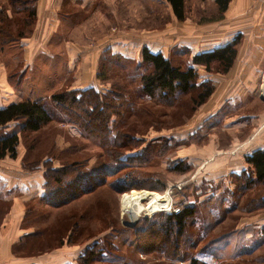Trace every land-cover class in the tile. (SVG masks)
<instances>
[{
	"label": "rangeland",
	"instance_id": "obj_1",
	"mask_svg": "<svg viewBox=\"0 0 264 264\" xmlns=\"http://www.w3.org/2000/svg\"><path fill=\"white\" fill-rule=\"evenodd\" d=\"M4 1L0 0V4L5 3ZM109 1L118 9V12L110 13L114 15L116 22H120L119 17L122 16L123 22L121 26L116 23L115 26H110L107 30L98 29L97 32L100 35L107 37L124 35V37L134 39L137 35H140L145 37L142 38L144 40L147 37H154L156 41H164V29L169 24H173L175 20H178L170 4L164 0H137L138 6L133 5L132 11L127 9L128 2L132 0H108L107 2ZM133 1L136 2V0ZM5 5L9 8V1H6ZM119 8L122 10L119 11ZM186 10V21L190 24L204 26L218 21L215 20L218 17V10L213 0H186ZM12 14L14 15L15 13L12 12ZM132 15H134L133 21V18L131 19ZM15 17L11 19L7 16L6 21L10 23L15 32L23 31V37L17 34L13 40L17 50L6 49L4 53L0 50V65L3 64L6 67L8 81L16 89L17 93H20L21 96L26 95L27 98L40 97L45 99L44 101L51 107L53 120L38 134L22 135L18 146V156L16 158L9 157V159L0 162V167H37L33 170L29 169V172H34L40 177V171L46 170L45 167L49 165L51 167H63L68 162H79L84 158H87V167L96 163L99 165L100 155H104L105 149L93 137L85 135L77 123L66 120L67 117L61 111L62 109L51 98V95L56 93L73 91V76H69L68 73L69 67L64 46L61 43L53 45L51 52L43 54L41 58L37 57L33 63L34 65L31 68H26L27 64H25V58L21 52L23 51L21 42L22 38L32 36L36 20L31 25H27L25 20L19 18L18 14H15ZM209 18H212V20ZM75 28L69 29L70 32L75 30ZM92 31L95 36V29H92ZM189 31L191 32V29ZM98 41L95 40V42L90 43L89 47L94 49L96 45L99 46L96 43ZM128 42L131 43V40L126 43ZM180 53L181 51L178 48H174L171 55V63L174 66L186 68L187 65L184 60L179 57ZM137 64L136 60L134 61L127 56L121 55V53L108 54L104 50L99 54L98 64L94 70L97 82L107 87L104 89L105 92L99 93L104 97L106 96L104 94L115 95L118 98L115 101L116 104L124 103L125 110L133 113L130 121L132 123L135 122V124L144 120L150 121L153 118L144 113L147 105L152 109L150 101L146 98H140L136 94L139 81L138 79L135 80L133 76L138 70L140 73L142 72ZM126 73L128 79L126 78ZM121 86H125L124 89H121ZM262 96L264 98V83L253 93L251 98H244L238 106L228 107L225 123L220 122L214 126L212 125L213 127L209 124L205 131L207 133L206 136L197 135L194 137L195 139L187 140L186 142L176 140V135H181L179 133L184 130L183 127L194 120L193 116L199 107L188 117L187 113L190 112L191 105L175 107L174 109L162 106L154 108L155 110L159 109L160 111L162 109L163 112H167L168 114L165 118L171 117L169 119L173 122L172 125L175 126H162L159 129L151 126L147 129L148 126L140 127V125L136 124L143 131L141 132L143 134L135 135L137 138H143L144 141L139 146L142 148L134 151V155H137L142 160H138L139 163L132 162L125 170L110 176L109 182L119 179L120 176L125 174L138 182L150 180L151 177L155 179L154 182L158 181L160 189L149 188V184L147 186L138 184L136 188L139 189H134L131 192V194L138 195L141 202L145 205L151 199L152 204L156 199L163 197L167 190H170L173 199L177 202H183L184 197H186L191 205H197L198 212L189 220L187 226L185 235L187 239L183 242L184 249L198 252L201 248L209 245L211 239H217V237L223 236L224 233L232 230V235L229 233L227 235L228 238H222L223 240L221 239L218 244L213 246L210 244L207 248H204V252L196 254L210 264H264V208L258 203L249 206L250 200L261 198L264 188L261 183L255 186L248 185L244 190L238 191L236 189L233 199L223 198L224 196L210 197L209 195L208 197L210 198L207 199L206 203L198 202V199L194 197V193L189 192L186 187L193 180L195 169L192 167L194 165L189 164L191 168L184 172L175 170V167L181 163H186V154L183 155V152L190 145L196 143L205 144L208 141V134L213 132H217L219 136H223L225 139H228L231 135L241 133L240 137L242 136L249 140L253 138L254 134L256 135L257 132L261 131L258 137L264 138V99ZM202 108H199L196 114H201ZM75 110L77 108L73 109V112ZM243 115H245L244 119L239 118ZM17 127H20L19 121L10 123L8 127L0 128V136ZM74 128L77 129L76 132L73 131ZM132 129V134L136 133L134 132L136 130L135 127ZM95 134L98 135L96 132ZM34 138L35 140L39 138V141L34 142ZM136 176L138 179H136ZM10 195H12V198L17 197L18 192L12 191ZM239 195L241 196L239 197ZM5 197L7 196L5 195ZM122 197L123 193L107 185L101 186L95 192L60 208L46 205L39 199L32 200L27 205L25 224L35 225L36 228L50 227V234L47 235L46 240L53 238V241H57V226L60 225L61 221L66 220L64 217H71V215L78 213L77 217L84 216L87 218L85 221L87 222L91 218L88 216L90 215L88 212H92L89 209H96L95 205L103 206V209L98 210L100 218L96 217L92 223L93 227H95L93 230L96 233L99 232L97 233L99 236H103H101V241L104 240V244H106L107 240L116 242L124 248L125 254L131 256L135 264H162L164 256L157 248H147L144 252L138 250L137 233L141 231L139 239L147 243L150 242L147 240L151 239L152 236L143 234L142 228L135 231L133 227L126 225V223H130V219L126 215L122 217ZM144 201L147 202L144 203ZM8 206V202H1L0 213L4 212L3 208H8ZM106 216H109L112 220L107 229V225H103L104 222L102 220ZM158 220L160 221L161 219L159 218ZM85 222L80 221L83 225ZM71 224L72 222L70 221ZM146 225L144 224L143 227H146ZM239 228L242 229L240 230L241 232H236ZM260 230L262 231L261 233ZM63 233L66 236L68 234L67 231ZM43 237H46L45 233ZM127 241L132 244L127 246ZM164 243L165 240L161 241V245ZM41 251L36 248L34 253L40 252L39 254H41L43 253ZM187 263L188 261L179 262V264ZM95 264L103 263L97 262Z\"/></svg>",
	"mask_w": 264,
	"mask_h": 264
},
{
	"label": "crops",
	"instance_id": "obj_2",
	"mask_svg": "<svg viewBox=\"0 0 264 264\" xmlns=\"http://www.w3.org/2000/svg\"><path fill=\"white\" fill-rule=\"evenodd\" d=\"M6 1L10 3L9 8L5 5ZM32 1L34 3L31 7L36 10L35 30L31 37L22 38L21 42L26 68H31L37 57L41 58L43 54L51 52L53 45L61 43L67 56L69 76H73V90L94 88L98 92H105L104 89L107 87L98 83L94 76L99 54L104 50L108 54L121 53L136 60L138 66L145 47L153 53L163 54L170 60L172 51L178 48L181 51L179 57L184 60L187 67L198 70L200 83L209 80L215 86L214 93L199 106V108L203 107L201 114H196L198 108L195 117L193 116L194 120L183 127L184 130L179 133L181 135H176L178 141L186 142L195 139L197 135L206 136L205 131L209 124L214 126L220 122L225 123L228 107L238 106L244 98H251L264 83V2L262 0H232L222 20L204 26L193 25L186 20H175L164 29V41H156L154 37H147L144 40L142 38L145 37L140 35L134 39L124 35L116 37L100 35L98 29L107 30L116 23L121 26L123 22L122 16L119 17L120 22H116L110 12H118V9L110 1L107 2L108 0ZM4 2L0 4V8H4L9 18H16L15 14H18L21 20L27 19L24 10L26 5L15 8L11 0ZM130 2L133 4L130 5ZM130 2L127 9L132 11L133 5L138 6V1ZM121 10L119 8V11ZM15 11L17 13L13 15L12 12ZM133 17L134 15L131 19ZM73 27H76L75 30L70 32L69 29ZM92 29H95V36ZM237 38L240 39L237 57L228 72H208L203 65L193 63L195 55L211 52L232 43ZM95 40H99L96 42L99 46L96 45L92 49L89 45ZM129 40L131 43H126ZM133 77L139 81L136 88L138 90L139 70ZM126 78L128 79V75ZM124 87L120 88L124 89ZM25 98L26 95L21 96L10 85L7 69L3 64L0 65V108ZM239 118L244 119L245 115ZM260 133L261 131L257 132L253 138L247 140L248 138L239 136L241 133L225 139L217 132H213L208 134V141L205 144H192L185 150L186 153L183 152V155L186 154V163L194 165L192 168L195 169L193 180L186 187L189 192L194 193L198 202L205 203L211 196L233 199L236 189L242 190L245 187L241 175L250 168L246 157L255 150H264V138L258 137ZM7 159L9 157L0 162ZM39 174L40 177L24 167H0V204L1 202L9 204L8 208L4 207V212L0 213V264H79L80 254L92 241L84 245H72L64 238L63 244L47 249L41 254L23 256L15 253L16 247L21 248L23 242L34 238L33 234L39 229L35 225L25 224L28 203L32 200H40L45 194L43 171ZM12 191L18 192L17 197L12 198L10 195ZM241 228L236 232H241ZM101 236L99 238L103 237Z\"/></svg>",
	"mask_w": 264,
	"mask_h": 264
},
{
	"label": "trees",
	"instance_id": "obj_3",
	"mask_svg": "<svg viewBox=\"0 0 264 264\" xmlns=\"http://www.w3.org/2000/svg\"><path fill=\"white\" fill-rule=\"evenodd\" d=\"M164 1L171 5L173 13L179 21L186 20V0ZM231 1L214 0L218 10L216 21L224 18V13L228 9ZM11 2L15 8L26 5L24 9L27 15V19L25 20L26 24L31 25L34 23L36 10L31 7L34 1L11 0ZM14 13L17 12L15 11ZM6 14L4 8H0V50L2 53L6 49L11 51L17 50L13 40L17 34L23 37V31L15 32L10 26V23L6 21ZM209 19L212 20V18ZM239 42L240 39L237 38L232 43L211 52L197 54L193 57V63L195 65H203L208 72L216 71L226 73L233 66L237 57ZM139 67L142 72L140 73L139 71L140 88L136 90V94L140 98H146L150 101L152 109L147 105L144 113L149 115L150 118L153 117L150 121L147 119L148 121L136 122L140 127L148 126V129L153 126L159 129L162 126H175L172 125L173 122L169 119L171 117L165 118L168 114L167 112H163L162 109L160 111L159 109L155 110L154 108L162 106L164 108L174 109L175 107L191 105L190 112L187 113L188 117L197 107L204 104L215 91V86L211 81L205 80L200 83L199 72L196 68L174 66L169 58H166L161 53H153L147 47L143 49ZM104 95L106 96L104 97L94 88L51 95L52 101L62 109L61 111L67 117L66 120L77 123L85 135L93 137L98 141L105 149V153L104 155H100L99 165L96 163L95 165L87 167V158H84L79 162H68L63 167H51V165L45 167L46 170L43 169L45 194L40 198V201L44 204L60 208L95 192L101 186L107 185L120 193L139 189L136 188L138 184L144 186L149 184V188L160 189L158 181L154 182L155 179L153 177L150 180L138 182L125 174L120 176L119 179H114V181L109 182L111 175L114 176L118 172L125 170L132 162L139 163L138 160H142L137 155H134V151L142 148L139 146H141L144 139L137 138L135 135L143 134L141 133L143 131L135 122L132 123L130 121L133 113L125 110L124 103L117 105L115 101L118 98L115 95ZM44 100L40 97H28L22 101L13 102L6 107L0 108V128L8 127L12 122L19 121L20 124V127L0 136V160L6 157L16 158L18 156V146L21 142L22 135L27 136L30 133L38 134L42 132L47 124L52 122L51 107ZM75 108H77L78 112L77 110L73 112ZM134 127L136 129L134 132L136 133L132 134V128ZM36 139L39 141V138ZM37 140L34 138V142ZM246 162L250 168L241 175L245 182L243 190L248 185L255 186L259 183L264 188V150H255L246 157ZM26 168L33 170L37 167ZM189 168L191 167L187 163H181L175 167V170L184 172ZM136 179H138L137 176ZM254 203H258L264 208V189L261 198L250 200L249 206ZM179 205L180 212L178 213L167 214L165 212H158L151 218L142 217L137 221L133 229L137 231L142 228L143 234L152 236L151 239L147 240L150 242L147 243L146 241H140L139 235L141 231L137 233L138 250L144 252L147 248H157L164 256L162 264H179V262L186 261H188V264H210L199 258L196 254L204 252V248H207L210 244L213 246L218 244L222 238H228L227 235L229 233L232 235L233 231L226 232L223 236L217 237V239H211L210 244L201 248L198 252L184 249L183 242L187 239L185 236L187 226L189 220L198 212V206L191 205L189 199L186 197H184L183 202H180ZM95 208L89 209L92 212L86 210V212L90 213L88 216L91 217L87 221L88 223L85 222L86 217H77L78 213L71 215V217H64L66 220L61 221L60 225L57 226V241H53V238L46 240L47 235L50 234V227L39 228L33 234L34 238L23 242L21 248L16 247L17 251L15 253L23 256L39 254L40 252L34 253L36 248L44 252L46 249L63 244V239L66 238L67 242L72 245H84L92 241L90 243L91 245H87L80 254L78 258L79 264H95L97 262H107L108 264H135L131 256L125 254L122 246L108 240L104 244V240L101 241V238L98 237L99 235L97 233L99 232L96 233L93 230L95 227H93L92 221L96 217L100 218L98 210L103 209V206L95 205ZM106 217L102 220L104 222L103 225H107V229L112 220L109 216ZM159 218L161 219L160 221L158 220ZM81 220L85 222L84 225L80 223ZM70 221L72 222L71 225ZM141 224L147 225L143 227ZM125 229L129 230L128 228ZM66 231L68 233L67 236L63 233ZM44 233L46 237L42 238ZM164 240L165 243L161 245V241ZM131 244L127 241V246Z\"/></svg>",
	"mask_w": 264,
	"mask_h": 264
},
{
	"label": "bare ground",
	"instance_id": "obj_4",
	"mask_svg": "<svg viewBox=\"0 0 264 264\" xmlns=\"http://www.w3.org/2000/svg\"><path fill=\"white\" fill-rule=\"evenodd\" d=\"M169 201V198L164 195L163 197L156 199L150 206H147L143 204L139 198L138 195L136 194H124L123 197V211L127 213L134 222L140 215L142 209H148V210H159L161 209L164 205H166Z\"/></svg>",
	"mask_w": 264,
	"mask_h": 264
},
{
	"label": "built area",
	"instance_id": "obj_5",
	"mask_svg": "<svg viewBox=\"0 0 264 264\" xmlns=\"http://www.w3.org/2000/svg\"><path fill=\"white\" fill-rule=\"evenodd\" d=\"M262 1L264 2V0H262ZM73 131L76 132L77 129L74 128ZM132 191L133 190H131L130 192L123 193V197H124V194L131 193ZM163 195H166L169 198V201H168V203L166 205H164L161 209L154 210V211L153 210H148L146 208L145 209H142L139 217L140 218H142V217H149V218H151L155 213H158V212H165L167 214H174V213L180 212L179 202H177L176 200L173 199L170 190H167L166 193L163 194ZM123 197H122V209H123ZM146 202L147 201H144V203H146ZM151 202H152V199L148 201L147 206H149L151 204ZM124 215H126L130 219L129 215L122 210V217H124ZM139 217L135 220L136 222L140 219ZM131 222H132V220L130 219V223Z\"/></svg>",
	"mask_w": 264,
	"mask_h": 264
},
{
	"label": "water",
	"instance_id": "obj_6",
	"mask_svg": "<svg viewBox=\"0 0 264 264\" xmlns=\"http://www.w3.org/2000/svg\"><path fill=\"white\" fill-rule=\"evenodd\" d=\"M262 98H263V96H262ZM264 99V98H263ZM136 221H134V222H131V223H126V225L127 226H130V227H134V226H136Z\"/></svg>",
	"mask_w": 264,
	"mask_h": 264
}]
</instances>
